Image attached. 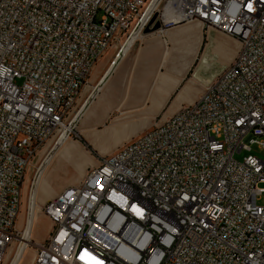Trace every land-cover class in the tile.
<instances>
[{
    "label": "built area",
    "instance_id": "obj_1",
    "mask_svg": "<svg viewBox=\"0 0 264 264\" xmlns=\"http://www.w3.org/2000/svg\"><path fill=\"white\" fill-rule=\"evenodd\" d=\"M153 18L198 23L237 51L194 100L42 205L50 229L27 242L31 264H264V160L233 158L264 149V0H0V264L25 242L29 163L99 59L118 64Z\"/></svg>",
    "mask_w": 264,
    "mask_h": 264
},
{
    "label": "crops",
    "instance_id": "obj_2",
    "mask_svg": "<svg viewBox=\"0 0 264 264\" xmlns=\"http://www.w3.org/2000/svg\"><path fill=\"white\" fill-rule=\"evenodd\" d=\"M157 21L155 19L145 27L142 37L134 41L119 60L90 103L82 125H79L101 137H112L107 145L113 146L120 141L119 145L142 134L161 114L162 117L171 115L178 107L195 99L192 82L183 81L196 55L201 49V55L207 51L211 55L218 54L220 58V53L226 50L220 44H230L212 31L205 32L207 42L204 44V38L194 24L164 26L158 21L160 28L151 31ZM233 44L229 46V53ZM105 55L102 56L106 59L103 62L107 64L109 56ZM208 79H203L202 84ZM88 137L90 142L97 143Z\"/></svg>",
    "mask_w": 264,
    "mask_h": 264
},
{
    "label": "rangeland",
    "instance_id": "obj_3",
    "mask_svg": "<svg viewBox=\"0 0 264 264\" xmlns=\"http://www.w3.org/2000/svg\"><path fill=\"white\" fill-rule=\"evenodd\" d=\"M182 23H184V22H182ZM200 31H201L202 37L204 38L203 43L205 44L207 42L205 40L207 34L202 29H200ZM209 31L216 33L218 36H220L219 38L227 39V41L230 42V44H228L226 42H224V44H220L221 46L226 48L225 52L220 53V58H219L218 54L217 55H211L207 51H205V53L201 55V52H202L201 49H200L198 55H196V57L193 61V65L190 67V69L187 70L186 77L183 81V83L192 82V87H193L192 90L194 92L193 95H195V97H197V95L200 93V91L202 89L203 84L201 81L203 79H208L209 77H211L212 74L215 75L217 71L221 70L225 66V64L227 63L226 57L229 53V46H231V44L235 43V41L233 39H231L230 37H228L226 35H223L219 32L214 31V30H209ZM209 31H207V32H209ZM203 47H204V45H203ZM107 54H108L109 59H110L111 53L106 52V55ZM103 60H106V59H103V57H101L99 59V61L96 63L93 70L91 71V74L88 76L87 83L85 84V86L82 90V93L78 99V105H77L75 111H77L79 109L81 103L83 102V100L88 95V92H89L91 86L97 82L99 77L105 71V69L108 65V61H107V64H105V62H103ZM198 66H199V69H198ZM195 69H198L196 72L197 74L196 73L194 74ZM195 76H197V79H194ZM209 79H208V81H209ZM98 92L99 91H97L96 94L90 99L89 103H91L94 100V98L96 97ZM75 111L73 112V115H74ZM161 115L156 120L153 121V124L159 123V121L162 118ZM167 115L168 114H166V116ZM81 119H82L81 121L76 120L73 123L71 131L68 133V139L65 142V144L70 143L72 145V149H73L72 151L75 154L74 155L75 158H74V156H71V157L68 155L64 156V154H62L61 148H59L56 151V154L61 153L62 161L56 167V169L51 170L49 173V176L51 178L49 181V182H51L50 186L43 189L42 191H34V197H33L34 200H32V203L38 209L39 213L43 216L42 217L41 215H39L40 218H43L47 223L49 222V220L40 211L42 205L44 203H46L47 201H49L50 199H52L53 197H55L65 187H67L69 185H73V184L77 183L78 181H80L82 179V177L78 181L74 182L75 180H73L72 176L73 175L79 176V174L85 173V170H88V168L95 166L97 164V160H98V157L100 155L109 152L114 146H116V145H118V143H120V141H118V143H115V145H113V146L107 145L108 143L111 142L110 140H112V137H106V136L101 137L98 133L94 132L93 130H90V129H88L86 127H82V126L80 127L79 125H80V123L82 125V121L84 118H81ZM88 136H90L92 139H95L97 141V143L94 144V143L90 142ZM52 143L45 148V152L47 149L50 148ZM247 155H252L256 158L264 160V149L260 148L256 144H252L250 146L249 151L241 150L240 152H236L234 154L233 158L237 161H241L243 159V157H245ZM42 156L43 155H41V156L39 155V156H36L34 158L32 168H34V166H36V165L38 166L40 164V162L42 161V159H41ZM51 162L52 161H49L48 164H46V166H45L46 170H48L50 168V166L52 164ZM79 164L81 166H83V172L82 173H81L80 167H78ZM32 174H33V172L31 169V171L29 173L30 179L32 177ZM28 185L26 184L24 189L22 186V195H21V202H20V208H19V219H18V223H17V226L19 228H21L23 226V222H24L23 216L25 215V213L29 212V209H28L29 199L27 198ZM259 187L264 188V183H261L259 185ZM33 188H34V186H33ZM40 192H42V193H40ZM263 199H264V192L262 193V196L259 199V203L262 202ZM39 213L37 212V214H39ZM35 238L37 239V240H35L33 238L35 241L41 240V239H38V237H35ZM26 244H27V242H26ZM24 252L25 253H24L21 264H30L32 261L33 254H34L33 247L27 246V249ZM9 259H7V262H8L7 264H10Z\"/></svg>",
    "mask_w": 264,
    "mask_h": 264
},
{
    "label": "bare ground",
    "instance_id": "obj_4",
    "mask_svg": "<svg viewBox=\"0 0 264 264\" xmlns=\"http://www.w3.org/2000/svg\"><path fill=\"white\" fill-rule=\"evenodd\" d=\"M183 24H194L197 26V28L200 31V25L198 23L186 22ZM141 37H142V34L141 35L134 34L130 39H128V41L123 46L122 53L119 54V57L122 58L123 55L126 53V51L132 46L134 41L140 39ZM236 51H237V44L234 43L232 50L229 53V59H228L227 63L233 59ZM116 65H117V61H115L114 65H112V66L110 65V62H109L105 71L103 72V74L99 77L97 82L91 86V88L88 92V95L86 96V98L81 103L79 109L77 111L74 110L75 111L74 115L72 113L73 116L71 115L70 120H69L68 124L65 125V127L63 128L61 135H59L58 138H56V140H54V142L52 143L50 148L46 150V152H45V148H43L42 150H40L37 153L36 156L43 155L41 157L42 161L40 162V164L38 166L36 165V166H34V168H32L34 159L29 163V165L27 167V172L25 175V180L23 182V189L25 188L26 184L27 185L29 184L28 189H27V198L29 199V202H28L29 212L25 213V215L23 216L24 222H23V226L21 227V229H23V231H24L22 238L25 240V242L22 244L21 249L20 250L18 249L16 251V253L14 254V258L12 260L9 259L10 264H21L22 263V259H23L24 253H25L24 251L27 249L26 242H28L29 240H31L33 238L35 240H37L35 237H38V239H41L40 241H42L47 236V233L49 232V229H50V223L49 222L47 223L43 218H40L39 215H41V214L39 213L38 209L32 203V200H34L33 199L34 191H42L43 189L50 186L51 182H49V181L51 178L49 176V173L51 170L56 169V167L62 161L61 153L56 154V151L59 148H61L62 154H64V156L68 155L71 157V156L75 155L74 152L72 151L73 150L72 145L70 143L65 144L66 140L68 139V133L71 131L73 123L76 120L81 121L82 120L81 118H84L85 116H87L88 110H89V105H90V103H89L90 99L104 85L107 76L113 71V69L115 68ZM74 158H75V156H74ZM49 161H52L51 162L52 164H51L50 168L48 170H46L45 166H46V164H48ZM78 167H80L81 173H82L83 172V166H81L79 164ZM31 169H32L33 174H32V177L30 179L29 173H30ZM86 172H87V170H85V173H83L84 175L83 174H79V176L73 175L72 178H73V180H75L74 182L78 181L82 176H83L82 177V179H83L86 175ZM33 186H34V188H33ZM40 193H42V192H40ZM37 212L39 214H37ZM33 252H34V249H33ZM32 259H33V257H32Z\"/></svg>",
    "mask_w": 264,
    "mask_h": 264
},
{
    "label": "water",
    "instance_id": "obj_5",
    "mask_svg": "<svg viewBox=\"0 0 264 264\" xmlns=\"http://www.w3.org/2000/svg\"><path fill=\"white\" fill-rule=\"evenodd\" d=\"M154 18H155V17H154ZM154 18L150 21V23L154 21ZM159 28H160V23L157 21V22H155V24H154V26L152 27L151 31H155V30H157V29H159Z\"/></svg>",
    "mask_w": 264,
    "mask_h": 264
}]
</instances>
